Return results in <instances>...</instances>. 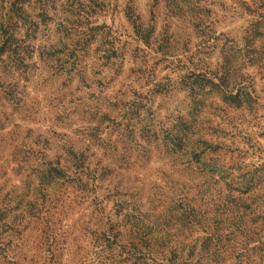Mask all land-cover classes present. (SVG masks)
I'll list each match as a JSON object with an SVG mask.
<instances>
[{
  "label": "rangeland",
  "instance_id": "obj_1",
  "mask_svg": "<svg viewBox=\"0 0 264 264\" xmlns=\"http://www.w3.org/2000/svg\"><path fill=\"white\" fill-rule=\"evenodd\" d=\"M36 22L23 81L6 92L0 87V264H125L117 247L108 252L113 259L104 258L105 218L91 213L72 179L37 192L39 160L83 149L87 139L102 142L86 150V161L109 162L114 170L102 187L108 180L128 187L124 208L150 207L155 191L162 201L151 202L156 208L147 219L173 221L168 188L192 173L173 165L159 142L136 157L122 125L134 91L146 96L154 79L167 92L141 102L156 122L172 126L186 116L190 101L179 82L206 76L193 86L203 92L198 120L225 146L212 156L223 164L240 160L238 151L242 164L264 158V0H54ZM141 29L149 45L136 33ZM238 79L257 96L252 113L231 111L223 101L222 84L230 89ZM99 193L102 212L112 214L113 198Z\"/></svg>",
  "mask_w": 264,
  "mask_h": 264
},
{
  "label": "trees",
  "instance_id": "obj_2",
  "mask_svg": "<svg viewBox=\"0 0 264 264\" xmlns=\"http://www.w3.org/2000/svg\"><path fill=\"white\" fill-rule=\"evenodd\" d=\"M52 2L54 0H0L2 91L13 89L23 81L21 76L34 49L31 42L35 39L36 19H45ZM136 33L144 44L149 45L145 30ZM110 56L117 58L113 53ZM195 77V80H186V85L185 81L179 82L190 103L186 106V116H178L177 123L172 126L156 122L149 108L141 102L150 94L167 92L168 89L156 79L148 84L146 96L134 91L133 101L122 110V119L127 121L122 123L123 131L131 138L136 157L150 153L151 143L159 142L161 151L173 165H182L192 173L176 188H168L171 197L166 212L169 220L173 219L170 224L160 226L161 222L157 224L147 219L154 216L156 208L151 202L155 201L159 206L161 194L150 192V207L137 210L122 205L127 186L115 182L111 187L108 180L107 186L102 187L107 175L114 171L111 164L95 158L94 162L86 161L85 157L90 146L100 147V137L98 142L87 139L89 143L83 149L69 147L63 153L39 160L38 193L50 184L51 188L61 180L72 179L76 190L93 207L91 213L97 211L105 218L99 227L104 258L113 259L114 253L109 255L108 252L117 247L125 264H155L153 255L161 257L159 264H264V158L242 164L238 151L240 160L223 164L217 156H212L225 146L209 138L206 131L211 129V137L214 130L204 127L203 121L198 120L203 111L202 105L198 108L203 92L201 87L195 90L193 85L205 81L206 76ZM222 88L223 101H228L231 111L252 113L257 109V96L246 81L233 80L232 88L228 89L224 84ZM100 190L105 199L113 198L112 214L102 212ZM112 215L116 219H112ZM119 216L123 224L117 220ZM121 226L128 229L120 230Z\"/></svg>",
  "mask_w": 264,
  "mask_h": 264
}]
</instances>
